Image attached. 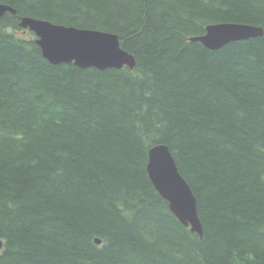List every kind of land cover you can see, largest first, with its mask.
Segmentation results:
<instances>
[{
	"label": "trees",
	"instance_id": "1",
	"mask_svg": "<svg viewBox=\"0 0 264 264\" xmlns=\"http://www.w3.org/2000/svg\"><path fill=\"white\" fill-rule=\"evenodd\" d=\"M0 264H264V0H0ZM22 17L117 35L129 69L53 65ZM168 147L203 234L148 178ZM100 241L96 244L95 241Z\"/></svg>",
	"mask_w": 264,
	"mask_h": 264
},
{
	"label": "water",
	"instance_id": "2",
	"mask_svg": "<svg viewBox=\"0 0 264 264\" xmlns=\"http://www.w3.org/2000/svg\"><path fill=\"white\" fill-rule=\"evenodd\" d=\"M16 11L0 4V19ZM19 27L35 36V43L42 56L51 64H70L81 69L98 70L135 67V58L123 50L117 35L96 30L52 24L45 20L22 17ZM263 29L258 26L224 22L205 27L202 36L189 38L201 43L205 48L216 51L237 41L262 37ZM147 172L156 192L168 204V209L176 219L190 231L202 237V225L197 214V204L191 188L181 177L176 163L165 145H155L147 153ZM3 243L0 240V250Z\"/></svg>",
	"mask_w": 264,
	"mask_h": 264
},
{
	"label": "bare ground",
	"instance_id": "3",
	"mask_svg": "<svg viewBox=\"0 0 264 264\" xmlns=\"http://www.w3.org/2000/svg\"><path fill=\"white\" fill-rule=\"evenodd\" d=\"M21 19V18H20ZM20 21V20H19ZM200 36H202V35H200ZM193 37H198V36H193ZM191 38V37H190ZM189 41H191L190 39H189ZM154 147V146H153ZM152 148V147H151ZM151 148H149V149H151ZM149 149H148V151H149ZM146 171H147V165H146ZM147 174H148V172H147ZM182 177V176H181ZM148 178H149V176H148ZM183 178V177H182ZM184 179V178H183ZM185 180V179H184ZM185 182H186V180H185ZM187 183V182H186ZM187 228H189V227H187ZM190 229V228H189ZM201 238V237H200ZM1 241H2V239H0ZM95 243L96 244H100V241H98V240H96L95 241Z\"/></svg>",
	"mask_w": 264,
	"mask_h": 264
}]
</instances>
